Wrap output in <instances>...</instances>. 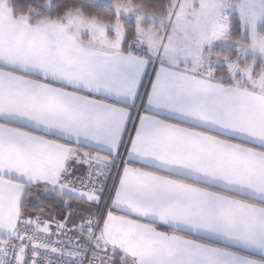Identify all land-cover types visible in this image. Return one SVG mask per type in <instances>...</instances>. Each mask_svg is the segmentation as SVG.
<instances>
[{
    "label": "snow or ice",
    "instance_id": "6c2138e0",
    "mask_svg": "<svg viewBox=\"0 0 264 264\" xmlns=\"http://www.w3.org/2000/svg\"><path fill=\"white\" fill-rule=\"evenodd\" d=\"M0 264H264V0H0Z\"/></svg>",
    "mask_w": 264,
    "mask_h": 264
}]
</instances>
